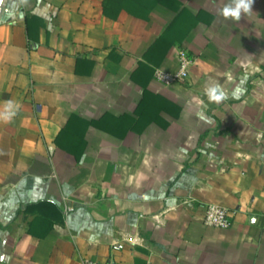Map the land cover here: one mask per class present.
I'll return each instance as SVG.
<instances>
[{
    "label": "crops",
    "instance_id": "0c3cea01",
    "mask_svg": "<svg viewBox=\"0 0 264 264\" xmlns=\"http://www.w3.org/2000/svg\"><path fill=\"white\" fill-rule=\"evenodd\" d=\"M229 2L0 0V264H264V0Z\"/></svg>",
    "mask_w": 264,
    "mask_h": 264
},
{
    "label": "built area",
    "instance_id": "2783aa9c",
    "mask_svg": "<svg viewBox=\"0 0 264 264\" xmlns=\"http://www.w3.org/2000/svg\"><path fill=\"white\" fill-rule=\"evenodd\" d=\"M179 65L174 71H166L158 69L155 73L156 79L163 85H171L175 82L185 83L193 58L189 55L186 49L179 50L178 53ZM204 222L206 225L214 227L228 228L232 225L231 212L227 207L208 204L206 207V213ZM83 264H114L113 262H103L94 259L87 258L83 261ZM150 264V263H147Z\"/></svg>",
    "mask_w": 264,
    "mask_h": 264
},
{
    "label": "clouds",
    "instance_id": "9594fccd",
    "mask_svg": "<svg viewBox=\"0 0 264 264\" xmlns=\"http://www.w3.org/2000/svg\"><path fill=\"white\" fill-rule=\"evenodd\" d=\"M252 3L253 0H230V2L220 10V15L225 19L231 18L239 21L242 13H248L251 10ZM207 92L210 100L219 101L223 98L222 94H217L215 88H209ZM19 107V104L12 100L4 102L3 108L0 109V121L4 123L11 122L18 114Z\"/></svg>",
    "mask_w": 264,
    "mask_h": 264
},
{
    "label": "trees",
    "instance_id": "16d2710c",
    "mask_svg": "<svg viewBox=\"0 0 264 264\" xmlns=\"http://www.w3.org/2000/svg\"><path fill=\"white\" fill-rule=\"evenodd\" d=\"M26 20H27V23L30 25V22L32 21V19L31 18H26Z\"/></svg>",
    "mask_w": 264,
    "mask_h": 264
}]
</instances>
